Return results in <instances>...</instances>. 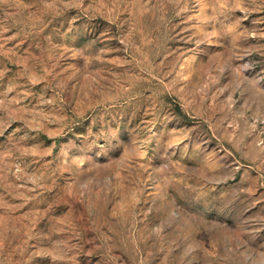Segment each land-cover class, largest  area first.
Instances as JSON below:
<instances>
[{"label":"rangeland","instance_id":"obj_1","mask_svg":"<svg viewBox=\"0 0 264 264\" xmlns=\"http://www.w3.org/2000/svg\"><path fill=\"white\" fill-rule=\"evenodd\" d=\"M0 264H264V0H0Z\"/></svg>","mask_w":264,"mask_h":264}]
</instances>
